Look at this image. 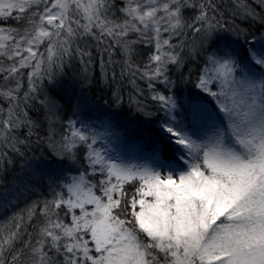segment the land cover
Here are the masks:
<instances>
[{
    "label": "snow or ice",
    "instance_id": "obj_1",
    "mask_svg": "<svg viewBox=\"0 0 264 264\" xmlns=\"http://www.w3.org/2000/svg\"><path fill=\"white\" fill-rule=\"evenodd\" d=\"M73 62L117 108L132 86L148 162L103 146L119 114L53 95ZM34 137L48 194L0 220V264H264V0H0V208Z\"/></svg>",
    "mask_w": 264,
    "mask_h": 264
},
{
    "label": "trees",
    "instance_id": "obj_2",
    "mask_svg": "<svg viewBox=\"0 0 264 264\" xmlns=\"http://www.w3.org/2000/svg\"><path fill=\"white\" fill-rule=\"evenodd\" d=\"M244 26V25H241ZM253 37L258 41L260 32L257 30H251L249 32V43L245 46L254 47L256 43L252 42ZM241 43L244 44L243 38ZM119 59V57H117ZM140 58H138L139 60ZM119 71V69H117ZM175 71V70H173ZM186 71V70H185ZM81 69L78 62H73L70 68L65 69V76L63 78L62 87L56 89L53 95L56 98L61 99L62 103H75L77 98H87L92 105H95L101 113H117L121 117L115 122V127L123 134L127 142L131 145L137 146L142 152L151 153V147L146 138H142L141 124L144 121V117L137 116L135 113L129 111L128 96L133 92L132 86L125 83L122 88V95L124 97V103L121 107L117 108L112 100V88L109 87L101 80L100 72L97 69L90 78V81L85 84L80 78ZM177 82V87L180 90H186L188 85L178 79V74L172 77ZM141 87H144L142 81H137ZM162 88V86H161ZM145 96H147V89L145 88ZM144 100L145 103L152 107L155 111V107L150 99L145 97H139ZM71 114V113H69ZM155 118V117H154ZM46 127L40 130V135L45 134ZM49 154L46 149V145L41 143L39 146L35 143V137L33 138V145L30 150H26V156L21 160L17 159L15 166L4 175L3 187L7 188L10 182H18L20 184H29L30 191L23 192L18 199L13 200L11 205L0 208V220H4L14 213L21 212L35 200H42L48 194V181L46 177H42L37 173L29 175V170L22 168L21 165L28 161L47 160ZM31 230V229H30Z\"/></svg>",
    "mask_w": 264,
    "mask_h": 264
},
{
    "label": "rangeland",
    "instance_id": "obj_3",
    "mask_svg": "<svg viewBox=\"0 0 264 264\" xmlns=\"http://www.w3.org/2000/svg\"><path fill=\"white\" fill-rule=\"evenodd\" d=\"M257 46L258 44H255L254 47ZM112 132L114 134L108 136V138L103 141V146L109 150L111 155L118 156L126 162L131 163L148 162L147 157L150 153L145 151L142 152L137 146L129 144L116 127L113 128Z\"/></svg>",
    "mask_w": 264,
    "mask_h": 264
}]
</instances>
